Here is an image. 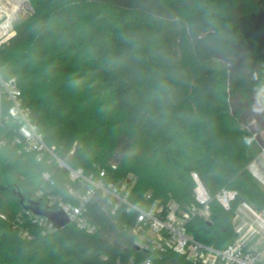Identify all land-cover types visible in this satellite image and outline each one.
Listing matches in <instances>:
<instances>
[{"label":"trees","instance_id":"1","mask_svg":"<svg viewBox=\"0 0 264 264\" xmlns=\"http://www.w3.org/2000/svg\"><path fill=\"white\" fill-rule=\"evenodd\" d=\"M29 5L16 35L0 49V71L4 79L17 80L23 107L46 143H56L47 108L55 106L51 90L59 76L48 33L56 35L59 53L74 56L76 68L94 77L123 118L111 152L101 147L94 128L75 145L57 146L58 157L87 176L98 178L105 169L106 181L116 183L125 179L133 146L147 140L192 202L193 172L214 198L210 221L194 218L188 233L219 249L234 244L238 208L247 204L264 212V189L250 171L264 149V0H29ZM18 47L24 50H13ZM72 94L77 98V90ZM17 130L12 121L0 127V264H144L149 253L133 233L136 213L122 206L112 214L100 191L84 211L94 233L73 223L44 233L27 218L19 193L40 204L54 198L77 206L88 184L71 181L69 171L48 155L39 161L35 153H20ZM223 188L237 192L230 210L215 199ZM144 189L135 185L131 192L139 208L174 202ZM152 264L190 263L163 252Z\"/></svg>","mask_w":264,"mask_h":264},{"label":"built area","instance_id":"2","mask_svg":"<svg viewBox=\"0 0 264 264\" xmlns=\"http://www.w3.org/2000/svg\"><path fill=\"white\" fill-rule=\"evenodd\" d=\"M26 4L29 5V0H0V49L16 35L15 25L21 20L20 16L25 12ZM5 105L7 113L4 116ZM5 121L18 124L14 143L19 146L20 153H35L39 161L48 155L69 171L71 181L88 184L86 194L82 196L77 206L64 202L56 203L54 198H49V207L61 208L69 223L75 224L79 229L88 233L95 232V226L84 217V211L90 198L96 191H100L113 206L112 214L122 206L136 213L133 233L138 237V246L149 253L144 264H152V257L163 252L182 255L190 264H264L256 254V247L252 246L257 239L259 241L257 245L264 242V212L242 204L236 215L238 238L226 249H219L197 240L188 233L187 224L194 218L210 221L211 203L214 198L196 172L192 173L195 182V203L191 208L182 211L174 202L166 206L154 205L150 210L139 208L130 201L134 187L131 180L107 182L108 173L105 169L100 171L98 178H95L93 175H85L82 168L74 169L60 159L55 148L46 143L38 126L32 122L29 111L23 107L22 92L17 80L4 79L0 71V127ZM73 152L74 149L71 153ZM236 197V191L223 188L216 194L215 199L225 210H230ZM147 198H150V195H147ZM25 212L27 218L40 226L44 233H51L57 229L48 218L31 210ZM1 217L6 218L4 215ZM23 235L31 238L27 230H23Z\"/></svg>","mask_w":264,"mask_h":264},{"label":"rangeland","instance_id":"3","mask_svg":"<svg viewBox=\"0 0 264 264\" xmlns=\"http://www.w3.org/2000/svg\"><path fill=\"white\" fill-rule=\"evenodd\" d=\"M29 12L30 7L26 4V10L20 16L21 19ZM48 41L51 59L57 64L59 70L58 79L51 90L55 106L47 108L50 120L56 125L53 135L56 143L52 147L57 149L59 146L62 148L75 145L96 128L103 139L101 147L111 152L116 137L122 130L123 118L112 108L107 94L100 91L94 77L81 71L78 66L76 68L75 57L58 52L56 35L48 33ZM13 50L21 52L24 48L18 47ZM13 50H5L4 53ZM73 90H77V98L72 94ZM261 135L264 140V130ZM105 164L109 165L108 162ZM125 167L128 169L125 179L131 180L138 188L144 186V192L158 193L165 200L174 201V203L184 202L187 208L194 205L193 196L174 182L168 167L158 157L149 141L143 139L133 146L126 159ZM250 171L264 189V149L250 165ZM258 243L257 239L252 246L256 247L257 256L264 262V242L257 245Z\"/></svg>","mask_w":264,"mask_h":264},{"label":"water","instance_id":"4","mask_svg":"<svg viewBox=\"0 0 264 264\" xmlns=\"http://www.w3.org/2000/svg\"><path fill=\"white\" fill-rule=\"evenodd\" d=\"M18 196L25 209L31 210L37 215H41L48 218L50 221L53 222L56 228H62L69 223V220L67 219L66 215L58 206L49 207L47 203L40 204L27 200L25 196L21 193H19Z\"/></svg>","mask_w":264,"mask_h":264}]
</instances>
